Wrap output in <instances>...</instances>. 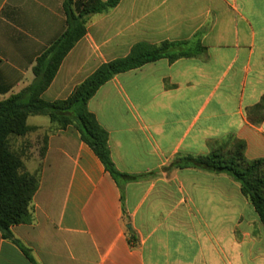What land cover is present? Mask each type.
Returning a JSON list of instances; mask_svg holds the SVG:
<instances>
[{"label":"crops","instance_id":"obj_1","mask_svg":"<svg viewBox=\"0 0 264 264\" xmlns=\"http://www.w3.org/2000/svg\"><path fill=\"white\" fill-rule=\"evenodd\" d=\"M66 2L0 0V101L35 82L38 58L68 29ZM164 42L191 56L120 74L88 104L122 187L75 127L53 132L34 220L12 228L32 260L0 233V264H264V227L238 183L168 169L231 138L264 159V0H122L89 18L41 99L66 100L102 65ZM28 125L53 128L46 116Z\"/></svg>","mask_w":264,"mask_h":264},{"label":"trees","instance_id":"obj_2","mask_svg":"<svg viewBox=\"0 0 264 264\" xmlns=\"http://www.w3.org/2000/svg\"><path fill=\"white\" fill-rule=\"evenodd\" d=\"M122 0H90L81 10L74 8V0H67L65 12L68 29L37 60L35 82L23 93L0 101V233L5 240L14 242L32 260L27 249L12 232L18 225L34 220L33 201L40 187V178L24 172L20 156L9 146L10 137L27 135L32 128L30 116L49 117L55 131L75 127L83 143L91 148L106 171L122 187L126 174L116 168L109 148V134L88 110V104L97 92L116 76L168 59L175 62L190 57L183 46L187 43L164 42L160 45L138 44L126 58L102 65L79 85L66 100L47 102L41 95L50 87L62 62L84 37L92 15L102 14L117 7ZM238 149L231 156L220 150L208 155L177 157L168 169H197L213 175H227L241 187L243 196L253 205L264 227V159L248 160L246 143L236 141ZM48 139L45 144L47 151ZM167 169V170H168Z\"/></svg>","mask_w":264,"mask_h":264},{"label":"rangeland","instance_id":"obj_3","mask_svg":"<svg viewBox=\"0 0 264 264\" xmlns=\"http://www.w3.org/2000/svg\"><path fill=\"white\" fill-rule=\"evenodd\" d=\"M53 132H55V127L47 130L33 128L25 136L10 137V149L20 156L24 164V172L39 178L46 140ZM236 141L235 138L226 140L217 145L214 150H220L226 156H231L238 149Z\"/></svg>","mask_w":264,"mask_h":264}]
</instances>
